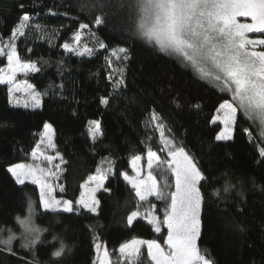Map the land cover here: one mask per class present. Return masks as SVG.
<instances>
[{"label": "trees", "instance_id": "1", "mask_svg": "<svg viewBox=\"0 0 264 264\" xmlns=\"http://www.w3.org/2000/svg\"><path fill=\"white\" fill-rule=\"evenodd\" d=\"M82 2L0 0V45L11 40L24 13L33 17V23L44 26L42 31H30L25 38L15 41L21 59L35 63L40 69L21 79L43 95L41 110L11 106L7 86L0 85V227H11L19 235L21 229L14 217L26 214L30 196L35 202L36 224L48 229L42 233L43 242L36 245L40 264H57L51 256L59 247L54 236L71 248L69 254L59 258L58 264H98L95 248L98 242L113 251L133 239L156 240L165 247L166 228L157 233L142 218L131 226L127 224L133 211L143 212L153 205L164 204L155 198L139 201L131 185L120 175L132 173L131 160L136 155L141 156L146 173L148 148L162 160L168 159L151 120L155 112L165 125V135L182 145L209 177L201 189L206 201L198 241L202 253L214 264H264V194L247 182L248 177H254L258 184H264V158L259 156L264 138L258 135V129L238 116L232 140L217 141L215 137L222 131V125L213 120L220 103L230 97L201 81L178 59L139 39L126 16L110 18L106 26H95L92 23L95 14L81 11ZM20 4L24 7L20 8ZM49 10L57 14L49 15ZM80 23L89 24V29L82 30L81 46L95 49L91 56L67 53L62 47L66 42L74 44L73 35ZM89 30L95 32L98 40L89 35ZM98 41H103L107 49H100ZM118 47L128 48L131 59L125 62V87L114 91L109 74L114 79L119 77L105 58ZM6 53L0 56V69L8 65ZM112 59L113 67H119L120 61ZM102 97L109 100L108 105L101 104ZM94 120L100 121L103 133L95 142L88 132L89 121ZM45 123L52 125L55 152L65 161L59 182L64 191L57 197L72 200L76 209L73 213L40 215L38 188L33 184H16L7 172L11 165L31 163ZM244 129L249 130L251 137ZM104 160L110 162L108 166L113 171L104 186L110 191L98 194L97 214L80 210L76 201L82 194V185L96 175ZM225 172L233 184H237V178H245L243 201L237 195L239 184L233 191L222 193L224 199L212 195L214 189L223 187ZM154 175L163 182L159 169ZM168 179L172 181L170 174ZM237 223L245 225L247 231L237 232L233 227ZM21 243L15 241L14 248L19 256L31 259L20 248ZM0 264H21V261L19 257L0 253ZM140 264H151L146 250Z\"/></svg>", "mask_w": 264, "mask_h": 264}, {"label": "snow or ice", "instance_id": "2", "mask_svg": "<svg viewBox=\"0 0 264 264\" xmlns=\"http://www.w3.org/2000/svg\"><path fill=\"white\" fill-rule=\"evenodd\" d=\"M19 7L23 8L24 5L20 4ZM79 8L89 15L95 14L92 23L97 27L106 26L110 18L126 16L139 39L164 55L178 58L185 66L192 68L200 79L211 82L218 91L230 96V99H225L217 109L218 113H223L224 124L223 131L215 137L217 141L232 140L233 127L237 124L238 116L255 126L258 135L264 138V38L250 37V34L264 36V0H83ZM48 14L57 13L49 10ZM240 17L250 18L251 22H240L238 19ZM43 27L39 23H33V17L24 13L11 34L10 42L0 46V56L5 55V47L8 49L6 53L8 68L7 72L0 69V84L11 85L8 88L10 102L14 92L32 90L29 91L32 107H40L41 94L33 90L32 84L24 82L22 88L20 84L15 83L18 72L27 74L38 72L40 69L35 63L24 62L21 59L14 41L25 38L30 31L40 32ZM84 29H89V24L80 23L73 35L74 44L66 42L62 45L65 52L81 57L94 54L95 49L86 45L81 46ZM89 35L98 40L95 32L89 30ZM98 42L100 49H107L108 46L103 41ZM112 58L120 61L119 67H113ZM105 59L119 77L114 79L112 73L109 74V79L113 80L114 91L125 87L124 69L125 62L131 59L130 50L126 47L113 48L110 56ZM100 102L104 105L109 104V100L104 97ZM24 107H28V103H25ZM195 107L198 108L199 105ZM216 119L221 117H216L213 123ZM151 120L156 122V130L160 132L164 146L161 150L167 151L168 159L162 160L157 152L148 148L149 171L146 177L141 178L139 155L132 159L136 176L131 177L127 173L120 175L131 185L139 201L149 202L150 197H155L156 200L165 202L163 221L161 222L155 215H149L147 222L157 233L161 232V223L167 228L164 240L166 248L156 240L133 239L120 245L119 254L123 257L124 264H140L141 249L146 245L147 257L151 264H214L213 260L202 253L198 244L202 235V210L206 203L201 189L209 177L182 145H177L173 139L165 135V125L159 122L157 113L151 114ZM89 125V135L95 142L97 137L103 134L100 121H89ZM244 131L251 137L248 129ZM53 136L52 125L45 123L40 143L46 140L47 147L55 148ZM39 148L38 144L33 150V159L37 158ZM40 155L49 164L57 158L61 163H65L59 153L55 157L43 153ZM259 156L264 158V148L260 149ZM55 168L59 170L60 165H55ZM154 168L160 170L163 184L153 174ZM110 171L111 166L103 171L98 167L97 175L88 178V182H94L95 187L89 189L91 195L88 199L82 195L76 201L79 207L90 213L97 212L100 202L96 199L95 193L104 188L106 172ZM7 172L18 185H24L27 180L39 186L40 215L73 213L76 210L72 200L61 201L53 195L55 188L49 179L58 178L56 171L35 167L32 164L17 163L9 166ZM169 174L174 178L172 182H169ZM223 175L225 177L223 187L214 189L212 195L224 199L222 193L233 191L239 184L241 189L237 195L243 201L245 178L239 177L237 184H233L229 173L225 172ZM247 182L251 183L253 189L264 194V184H258L254 177H248ZM60 191H64L63 186H60ZM104 191L110 190L104 188ZM36 215L35 202L29 196L26 214L23 217L20 215L14 217L15 223L21 229L19 235L11 227H0V253L19 257L21 264H40L36 255V245L43 242L42 233L48 229L36 224ZM138 216L139 213L133 211L127 217V224L131 226ZM233 227L239 233L247 231L246 226L241 223L234 224ZM17 240L22 241L20 248L29 253L31 259L19 256L13 246ZM53 240L59 243V247L51 253L58 264L59 258L69 254L71 248L59 237L54 236ZM95 248L98 264H111L107 248L103 249L102 254L100 244H96Z\"/></svg>", "mask_w": 264, "mask_h": 264}, {"label": "rangeland", "instance_id": "3", "mask_svg": "<svg viewBox=\"0 0 264 264\" xmlns=\"http://www.w3.org/2000/svg\"><path fill=\"white\" fill-rule=\"evenodd\" d=\"M238 19L240 20V22H251V21H250V18L240 17V18H238ZM250 37H251V38H264V36H262L261 34H250ZM15 41H16V40H15ZM15 41H14V42H15ZM9 42H10V40H7V42H5L3 45H7ZM3 45H0V46H3ZM6 50L8 51L7 47H5V49H4L5 53H6ZM171 57H172V56H171ZM174 58H175V57H174ZM176 59H178V58H176ZM178 61H180V60L178 59ZM180 63H181L185 68H187V69H189V70H192V71L194 72V70H193L192 68L185 66L181 61H180ZM7 68H8V65H7L6 67H4L3 70H4L5 72H7ZM30 73H31V72H30ZM27 74H28V73H27ZM24 75H26V73H24V72H18V73L16 74V79H15V83L20 84L22 88H23L24 82L30 83V82H28V81H26V80L21 79V76H24ZM196 75H197V74H196ZM197 77H198V75H197ZM198 78H199V77H198ZM199 79H200V78H199ZM200 80L203 81L204 83H206L207 85H209V86H211V87H213L214 89L217 90V88L214 87V85H213L211 82H208V81H205V80H202V79H200ZM30 84H31V83H30ZM0 85L7 86V88H9V87L11 86V85H7V84H0ZM33 90L36 91V92H38V93H40L39 91H37V90L34 88V86H33ZM29 91H32V90H29ZM29 91L21 90V91H18V92H14L13 95H12V97H11V102H10L11 106L16 107V108H21V109L33 110V111L41 110L42 105H43V95L40 93V94H41L40 97H39V99H40V107H38V108H33V107H32V98H31V96L29 95ZM217 91H218V90H217ZM218 92H220V91H218ZM220 93H221V92H220ZM223 94H224V93H223ZM229 97H230V96H229ZM9 99H10V97H9ZM25 103H28V107H24V104H25ZM218 116L221 117V119H216V122H219V123L222 125V131H223V129H224V124H223V122H222L223 113H217L216 116H215V118L218 117ZM215 118H214V119H215ZM155 123H156V122H154V125H155ZM53 130H54V129H53ZM157 131H158V130H157ZM158 132H159V131H158ZM233 134H234V127H233L232 136H233ZM159 136H160V132H159ZM41 139H42V137H41ZM54 139H55V133H54V136H53V143H54ZM160 140H161V137H160ZM40 142H41V140H40ZM39 145H40V148H39V150L37 151V158H36V159H33V157H32V160H31V163H30V164H32V165L35 166V167H42V168H45L46 170H47V169H51L52 171H56V172H57V176H58V178H50V179H49V182L52 183L53 186H54V188H55V191L53 192V195H54L57 199H60V198L57 197V194L60 192L59 182H60L61 176H62V174H63V169H62V165H63V163H61V161H60L59 158L53 160V162H52L51 164H49L47 161L43 160V157L40 155L41 153H43L44 155H47V156H53V157H55L57 154H56V152H55V148H49V147H47V141H46V140H45V142L42 143V144L39 143ZM161 145H162V147H164L162 141H161ZM164 151H165V153H166V155H167V151H166V150H164ZM167 157H168V156H167ZM132 159H133V158H132ZM108 163H109V162H108L107 160H104V161L101 163V165H100L99 168H101L102 171L108 169V168H109ZM57 164L60 165V169H59V170L55 168V165H57ZM131 165H132V160H131ZM107 166H108V167H107ZM138 166H139V168H140V170H141V178L146 177V176H147V173H148V171H149V169L147 168V170H146L147 172L145 173V171H144V169H143V167H142L141 160L138 162ZM156 170H157L156 168H154V169L152 170V171H153V174H154V172H155ZM112 172H113V171H112V168H111V171H110V172H106V176H107V178H106L105 181H104V186H105V183H106V181L108 180V178H109V176L111 175ZM96 175H97V173H96ZM128 175L131 176V177H135V176H136V171L133 169V167H132V173H131V174H128ZM173 179H174V178L172 177V180H173ZM171 182H172V181H171ZM25 184H32V183H31L30 181H27V180H26V181H25ZM161 184H163V182H162ZM33 185H34V184H33ZM35 186L38 188V191H39V186H38V185H35ZM94 187H95V183H94V182H88V183L85 185V187L82 188V194H81V196L83 195L86 199H88V198L90 197V195H91L89 189L94 188ZM104 188H105V187H104ZM104 188H101L99 191H97V192L95 193V197H96L97 200H98V197H97L98 194H99L101 191H103ZM172 190H174V188H173ZM81 196H80V198H81ZM151 198H155V197H150L149 200H150ZM60 200L63 201V199H60ZM157 201H158V200H157ZM158 202H160V203H162V204H164V205H162V206H157V204H156V205H154V207H152V208H150V209H148V210H146V211L138 212V213H139V216H138L134 221H136L137 219L142 218V219H144V220L147 222V219H148L149 215H155V216H157V217L159 218V220L162 222V221H163L164 214H165L164 209H165L166 205H165V202H163V201H158ZM164 206H165V207H164ZM78 207H79V206H78ZM79 209H80V210H85V209H83V208H81V207H79ZM159 210H160V212L163 214L162 217H160V214H159L160 212H159ZM85 211H87V210H85ZM97 211H98V208H97ZM93 214H97V212H96V213H93ZM134 221H133V222H134ZM147 223H148V222H147ZM162 228H166V227L163 226V224L161 223V229H162ZM166 229H167V228H166ZM139 240L150 241V240H145V239H139ZM97 244H100V245L102 246V248H101V254H102L103 249H104V248H107V247H105V245L102 244V243H100V242H98ZM165 248H166V246H165ZM107 250H108V252H109V254H110L111 264H124V262H123V257L120 256L119 251H118V250H119V247H118L116 250H114V251H113V250H109V249H107ZM144 250L147 251V246H146V245L142 246V249H141V255H142V252H143ZM204 255H205V254H204ZM205 256H206V255H205ZM96 257H97V253H96ZM96 261H97V259H96ZM97 263H98V261H97Z\"/></svg>", "mask_w": 264, "mask_h": 264}]
</instances>
